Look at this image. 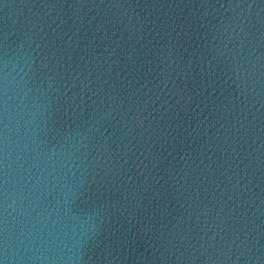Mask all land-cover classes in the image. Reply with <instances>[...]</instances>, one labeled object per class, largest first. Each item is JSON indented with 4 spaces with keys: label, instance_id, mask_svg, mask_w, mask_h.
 <instances>
[{
    "label": "water",
    "instance_id": "water-1",
    "mask_svg": "<svg viewBox=\"0 0 264 264\" xmlns=\"http://www.w3.org/2000/svg\"><path fill=\"white\" fill-rule=\"evenodd\" d=\"M0 264H264V0H0Z\"/></svg>",
    "mask_w": 264,
    "mask_h": 264
}]
</instances>
